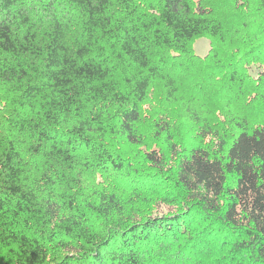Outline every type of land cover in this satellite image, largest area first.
<instances>
[{"label": "trees", "instance_id": "1", "mask_svg": "<svg viewBox=\"0 0 264 264\" xmlns=\"http://www.w3.org/2000/svg\"><path fill=\"white\" fill-rule=\"evenodd\" d=\"M0 264H264V0H0Z\"/></svg>", "mask_w": 264, "mask_h": 264}, {"label": "rangeland", "instance_id": "2", "mask_svg": "<svg viewBox=\"0 0 264 264\" xmlns=\"http://www.w3.org/2000/svg\"><path fill=\"white\" fill-rule=\"evenodd\" d=\"M209 48H210V41L207 37H200L198 39L195 40L194 42V49L196 51L197 54L201 55V56H204L208 53L209 51ZM263 66H253L252 67V72L253 74H257L260 70H262ZM169 210L168 207H165V206H159V208L157 209L156 213H164V212H167Z\"/></svg>", "mask_w": 264, "mask_h": 264}]
</instances>
